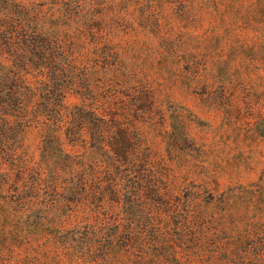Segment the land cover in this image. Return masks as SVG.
<instances>
[{"label":"trees","instance_id":"trees-1","mask_svg":"<svg viewBox=\"0 0 264 264\" xmlns=\"http://www.w3.org/2000/svg\"><path fill=\"white\" fill-rule=\"evenodd\" d=\"M141 1L0 0V215L23 233L0 236V264H124L136 247L141 192H160L141 147L155 100L125 72L116 24ZM159 199L146 226L171 211Z\"/></svg>","mask_w":264,"mask_h":264},{"label":"rangeland","instance_id":"rangeland-1","mask_svg":"<svg viewBox=\"0 0 264 264\" xmlns=\"http://www.w3.org/2000/svg\"><path fill=\"white\" fill-rule=\"evenodd\" d=\"M116 25L125 72L154 94L141 147L160 182L124 264H264V0L130 2ZM159 198L171 211L146 226ZM0 236L23 233L2 214Z\"/></svg>","mask_w":264,"mask_h":264}]
</instances>
